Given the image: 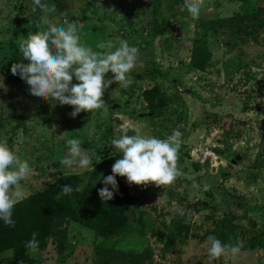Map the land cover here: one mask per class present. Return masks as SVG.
I'll return each instance as SVG.
<instances>
[{"label": "rangeland", "instance_id": "1", "mask_svg": "<svg viewBox=\"0 0 264 264\" xmlns=\"http://www.w3.org/2000/svg\"><path fill=\"white\" fill-rule=\"evenodd\" d=\"M44 2L55 5L56 11L45 14L37 8L35 18L33 0H0V139L7 137L9 147L32 168L30 179L17 186L23 198L47 188L62 174L88 171L77 165L60 167L59 161L69 155L67 139L79 138L95 167L117 152L111 140L128 124L144 136L161 139L179 130L182 175L168 186L129 185L141 207L130 215L128 226L107 238L68 216L62 226L68 240L62 249L50 240L46 248L31 251L34 263L11 261L9 250H2L0 264H132L130 258L102 262L98 247L135 253L149 248L152 264H172L178 256L166 249L167 232L185 237L180 264H264V246L257 239L264 238V25L253 32H236L212 24L254 13L264 0H202L199 19L182 11L178 0H99L103 11L98 0ZM262 12L256 20L237 21L250 29L264 19ZM44 19L65 27L75 22L82 43L95 51H114L122 39L136 46L130 83L124 87L114 81L102 97L104 107L82 111L75 118L69 115L72 106L53 107L31 95L26 82L11 73V65L28 62L18 42L29 32L47 30ZM161 27L167 39L155 35V28ZM108 41L112 48H96ZM198 46L209 54L203 68L192 65ZM113 75L109 72L106 79ZM115 102L122 108L112 109ZM153 105L161 106L158 114L140 116L154 111ZM197 148H208L216 157L204 162ZM204 184L211 185L210 190L203 191ZM66 208L60 206V212ZM226 234L243 241V247L236 255L212 258L207 237L224 242Z\"/></svg>", "mask_w": 264, "mask_h": 264}, {"label": "clouds", "instance_id": "2", "mask_svg": "<svg viewBox=\"0 0 264 264\" xmlns=\"http://www.w3.org/2000/svg\"><path fill=\"white\" fill-rule=\"evenodd\" d=\"M33 12L39 8L45 14L56 11L55 5H49L44 0H33ZM98 7L105 8L98 0ZM202 0H184L182 11L186 10L193 19H199ZM113 11L112 8H107ZM47 30L29 32L18 42L19 53L27 63L16 62L11 65V73L19 77L29 86L31 95L48 102L53 107L69 105L73 110L69 113L75 118L82 111L91 112L105 105L102 99L105 91L115 81L126 87L130 83V73L135 68L139 49L130 46L127 40H120L119 47L114 51H95L91 46L82 43L81 35L75 22L63 24L51 23L44 19ZM113 43H98V49H110ZM114 74L106 79V74ZM77 83H73V79ZM132 131L133 135H129ZM119 138L111 140V147L121 154L111 168V175L103 176L104 187L98 190L102 201H109L119 191L116 176L126 177L129 185L147 187L154 184L157 187L172 185L182 175L178 166L182 133L173 130L171 135L161 139L155 136H144L141 130L133 125H124ZM69 155L59 161L60 167L73 165L95 171L93 160L83 153L81 140L69 138ZM100 161V160H99ZM97 161V162H99ZM57 171V169H53ZM32 168L27 161H21L9 147L7 137L0 139V221L5 226L15 227L13 213L15 206L23 199V194L17 186L30 179ZM111 186V190L109 188ZM200 188V185H194ZM211 185L204 184L203 191L210 190ZM83 185H64L61 194L69 195L73 191L82 192ZM183 215V209H179ZM37 232H33L25 247L32 252L39 250ZM210 242L208 253L212 258H219L226 253L236 255L243 247V241L223 243L213 235L207 237ZM6 255H12L9 250Z\"/></svg>", "mask_w": 264, "mask_h": 264}, {"label": "trees", "instance_id": "3", "mask_svg": "<svg viewBox=\"0 0 264 264\" xmlns=\"http://www.w3.org/2000/svg\"><path fill=\"white\" fill-rule=\"evenodd\" d=\"M180 4H184V0H178ZM264 6H260L254 13L237 14L233 19H216L213 21V26L216 25L231 28L233 30L246 32L256 31L264 25V19H261L257 24H253L250 29L245 28L239 19L259 18L262 14ZM159 7H154V14L159 13ZM34 17L38 16V11L33 13ZM156 23V26L159 24ZM155 35H160L163 39L168 36L163 27L156 29ZM204 55L201 60L195 58L199 55ZM209 58V54L199 46L195 48L193 66L197 68L205 67ZM153 92V91H152ZM150 97H154L150 95ZM161 106L153 105V110L158 114ZM114 148V147H113ZM121 158L120 153L115 152L109 158H103L95 167V171H87L78 175L67 176L62 174L55 182L47 188L31 193L19 202L14 209L13 219L15 227L5 226L3 221H0V253L2 250H11V261L14 262H35L37 259L33 257L31 251L25 247V243L31 239L32 233L37 232L39 235V250L46 248L48 242L52 240L58 246L63 248L68 240L67 230L62 228L68 216H75L81 222L88 224L96 233H103L105 237H109L122 227L128 226L130 223V215L136 214V207L141 202L139 198H135L129 192V184L126 177L116 176L119 185V191L114 194V198L109 201H102L99 197L98 190L104 187L101 179L103 176L111 175L112 165L117 159ZM64 185H72L74 188L77 185H83L82 192L73 191L69 195L61 194V188ZM111 190V186H109ZM66 205L64 213L60 212V206ZM138 215V214H137ZM140 217V215H138ZM229 224H227L228 226ZM231 233V232H230ZM166 249L178 256L172 264L181 263V244L185 237L180 233L167 232ZM235 238V239H234ZM232 238L226 234V239L223 243H236V236ZM257 239L264 246V238L262 235H257ZM98 254L103 256L102 262L106 259L113 263L115 260L129 259L132 264H152L148 254L149 248H145L141 253L133 251L125 252L124 249L118 248H97ZM179 259V260H177ZM118 264V262H117Z\"/></svg>", "mask_w": 264, "mask_h": 264}, {"label": "built area", "instance_id": "4", "mask_svg": "<svg viewBox=\"0 0 264 264\" xmlns=\"http://www.w3.org/2000/svg\"><path fill=\"white\" fill-rule=\"evenodd\" d=\"M206 150L204 151L203 148H197L196 150V153L198 154V156H200V154L203 156V161L206 162V160L209 158V157H216L215 156V153L210 151L208 148H205Z\"/></svg>", "mask_w": 264, "mask_h": 264}, {"label": "water", "instance_id": "5", "mask_svg": "<svg viewBox=\"0 0 264 264\" xmlns=\"http://www.w3.org/2000/svg\"><path fill=\"white\" fill-rule=\"evenodd\" d=\"M122 108V104L120 102H115L112 106V109H121ZM155 113V111L152 112H148V113H140V116L145 117V116H152ZM239 159V157L237 159H235L234 161L236 162ZM206 202H204L205 204Z\"/></svg>", "mask_w": 264, "mask_h": 264}]
</instances>
